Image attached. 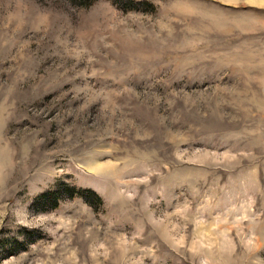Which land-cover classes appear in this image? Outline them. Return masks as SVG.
Instances as JSON below:
<instances>
[{"label":"rangeland","instance_id":"obj_1","mask_svg":"<svg viewBox=\"0 0 264 264\" xmlns=\"http://www.w3.org/2000/svg\"><path fill=\"white\" fill-rule=\"evenodd\" d=\"M134 1L0 0V264H264V0Z\"/></svg>","mask_w":264,"mask_h":264},{"label":"trees","instance_id":"obj_2","mask_svg":"<svg viewBox=\"0 0 264 264\" xmlns=\"http://www.w3.org/2000/svg\"><path fill=\"white\" fill-rule=\"evenodd\" d=\"M128 1V0H127ZM116 3H118V1H115ZM129 3L130 4H134L133 6L131 5V6H129V9H128V7L127 8H125L124 10H140V8L138 7L139 5H137V4H139V3H136L134 0H129ZM145 4H149L148 2H146ZM75 190H77L76 192H79L78 194H81V193H83V191H81V190H78V189H75ZM93 194V193H92ZM95 196V195H94ZM97 196V195H96Z\"/></svg>","mask_w":264,"mask_h":264}]
</instances>
